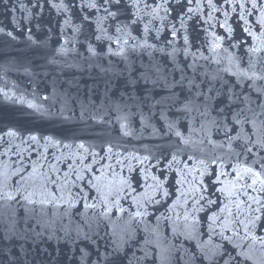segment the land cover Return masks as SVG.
<instances>
[{"label": "water", "instance_id": "obj_1", "mask_svg": "<svg viewBox=\"0 0 264 264\" xmlns=\"http://www.w3.org/2000/svg\"><path fill=\"white\" fill-rule=\"evenodd\" d=\"M261 181L264 0H0V264H264Z\"/></svg>", "mask_w": 264, "mask_h": 264}, {"label": "snow or ice", "instance_id": "obj_2", "mask_svg": "<svg viewBox=\"0 0 264 264\" xmlns=\"http://www.w3.org/2000/svg\"><path fill=\"white\" fill-rule=\"evenodd\" d=\"M32 139L35 140L36 137H32ZM51 170H52V171H56L54 165L51 166ZM245 172H246V173H252V169H251V168H246V169H245ZM255 175H256L257 177H259V176H260V173H259V172H256ZM78 178L82 179L83 177H78ZM239 178L242 179L243 177H239ZM42 179L45 181V184L42 185V187H44L45 191H47V184H48V183H51V184L53 185V187L55 188V186H56V181H55L54 179H51V178H50L49 176H47V175L43 176ZM255 182H256V181L254 180V181H253V184H255ZM261 183H264V181H261ZM247 187L251 188L252 185L250 184V185H248ZM261 191H264V188H262ZM48 195L55 196V192H48ZM24 199H27V197H25ZM249 199L253 200V202L258 203V201H256V200H255L253 197H251V196H249ZM39 203H41V204H45V203H51V201H50V200H47V199H44V200L39 201ZM221 211L223 212L224 209L222 208Z\"/></svg>", "mask_w": 264, "mask_h": 264}]
</instances>
